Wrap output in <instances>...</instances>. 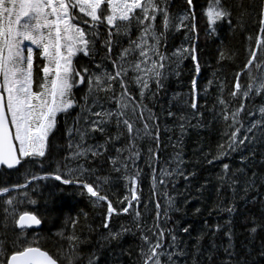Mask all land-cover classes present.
I'll return each instance as SVG.
<instances>
[{"label": "snow or ice", "instance_id": "obj_1", "mask_svg": "<svg viewBox=\"0 0 264 264\" xmlns=\"http://www.w3.org/2000/svg\"><path fill=\"white\" fill-rule=\"evenodd\" d=\"M186 4L189 6L188 12L172 16L168 11V0H0V169L4 172L15 170L20 173L26 165H36L40 162L43 171V160L50 159L49 137L57 128V116L61 113L65 116L70 114V110L77 103L74 89L84 85L87 88L84 97L86 103L81 110L88 114L89 120L85 123L89 126H78L79 117L73 121L68 136L71 141L75 135L80 142L69 144L70 148H75L71 159L73 162L80 159H85L87 162L89 154L92 158L103 157L100 149L107 151L106 145L85 147V137L90 133H103L105 126L114 119L117 128L123 127L132 141L126 148L117 149L116 157L111 160L112 172L120 174L117 179H126L129 184V194L118 201V204L124 205L126 202L127 206L122 207L120 211L127 214L129 209H133L134 215L139 218L140 213L133 204V201L137 206L139 204L141 183V170L136 167V161L140 158L136 141L151 137L156 147L148 149V159L154 163L158 162L160 147L158 118L151 109L146 108L145 92L155 97V92H151L150 84L155 83L157 91L163 87L162 80L165 77L166 66L173 59L179 63L187 56H191L196 62L195 72L198 74L200 71L194 46L182 47L174 52L172 57L161 51L169 30L186 29L193 34L196 33L193 0H186ZM237 7L243 10V4ZM245 14L247 13L241 12L242 16ZM258 15L259 34L256 37H248V59L241 72L235 76L234 90L228 94L230 100L219 101L221 105L219 118L226 123L229 131H226L227 139L219 146L217 155L207 160L209 164L222 161L231 152L246 147L247 144L255 146L258 140L264 143V107L256 110L246 109L244 104V101H251L253 96L264 94V0H261ZM157 16L162 18L163 30L160 32L157 31L156 26ZM207 18L214 31L215 27L219 26L218 21L231 26L233 13L222 0H213L207 10ZM236 22L238 25L241 24L240 19ZM101 26L106 31L107 38L104 40V45L107 54L112 53L114 36L117 37V43L119 37H127L129 46L121 47L117 59L111 60V71L102 64H97L96 69L99 73L97 74L88 67L78 68L74 60L81 54L84 57L95 54V43L100 36ZM134 28L140 31V35L135 40L131 38ZM189 44L191 45V40ZM136 53L138 59L130 60L129 57H134ZM258 53L261 54L259 59ZM221 58H224L223 53ZM130 73L132 75H129ZM245 73L246 79L250 82L242 85L240 76ZM130 83L139 85V100L131 95ZM116 86L119 88V95L116 94ZM192 87L196 88V80L192 81ZM100 93L104 94L107 102L116 103L114 112L92 110L96 107L103 109V105L97 100ZM89 97L93 98L90 107L87 103ZM197 99V96H192L191 109L198 110ZM233 101L238 103L235 110L230 109V103ZM257 112L258 118L251 120L245 128L241 114L256 117ZM169 115L175 114L169 112ZM149 121L152 122L151 125ZM136 122L143 123V127H134ZM181 128L183 129V125ZM242 128L244 134H241ZM153 130H155L154 135ZM124 152L128 153L127 159H121ZM255 156L256 152L252 151L251 156L245 159H254ZM68 159V157L63 158L55 168L54 175L37 176L27 171L20 177L24 183L21 184L18 180L12 187H0V197L5 198L0 203V208L5 214V229L8 218H11L14 226H18L21 230L11 238L7 237L6 232L0 236V264H58L59 257H63L66 264H77L80 260L78 244L82 241L75 233L67 237L69 248L67 251L61 248L56 254L58 258H54L40 247H33L35 241L24 238L25 230L41 225L42 220L29 211L22 212L16 219V206L23 201L19 195L12 196L13 191L18 194L22 192V195L28 198L29 192L26 189L29 186L44 180H54L60 185H76L85 189L90 199L95 198L94 203L103 205L107 201V216L102 220L103 228L109 229L113 215L120 214L108 195H101V192L93 186V183H97L103 190L104 185L112 182L111 175L102 178L96 174L95 169L86 168L83 164L72 167L65 163ZM175 163V174L182 175L183 160L179 153ZM240 172L244 174L243 170ZM222 173L221 180L228 182L235 194L237 181L233 177L236 173L231 172L228 163H223ZM172 176L173 172L163 170L158 179L153 170L151 173L153 189L157 184L166 187L165 180ZM258 180L264 185V176L258 177L253 172L252 176L245 180L244 191H258L256 188ZM163 195L166 196L167 193L164 192ZM173 200L174 198L169 197L166 201L170 210H175ZM29 203L35 204L36 201L29 200ZM154 205L156 220L152 226L155 229L152 235L156 238V242L152 243L147 235L141 237L139 264H162V257L166 264H177V258L184 257L187 253L165 250L162 243L164 230L159 225L161 217L159 200L154 201ZM225 210L231 214L234 205ZM164 218H169L167 212ZM72 227H75V223ZM127 231L130 229L123 228L121 232L110 230L106 239H119ZM137 231L144 229L138 226ZM148 231L151 232L152 229ZM183 231L188 233L189 228L185 227ZM252 231L255 232L256 229L253 228ZM172 241L173 243L167 247L179 248L175 235L172 236ZM225 251L229 254V260L225 264H232L236 258L229 249ZM260 256L264 258V248L260 250ZM208 260H211V256ZM88 264H99V257L95 259L89 257ZM243 264H248V261L244 260ZM252 264H258V261H252Z\"/></svg>", "mask_w": 264, "mask_h": 264}, {"label": "trees", "instance_id": "obj_2", "mask_svg": "<svg viewBox=\"0 0 264 264\" xmlns=\"http://www.w3.org/2000/svg\"><path fill=\"white\" fill-rule=\"evenodd\" d=\"M212 2L213 0H193L196 33L193 34L186 29L169 30L164 47L161 49L168 57H172V54L182 47L194 46L200 65L199 73L195 72V61L192 60L191 56H187L179 63L173 59L166 66L165 77L162 80L163 87L157 91L155 83L150 84L151 92H155V97L149 92H145L144 104L158 118L160 147L158 162L154 163L148 159L147 154L149 148L156 147L151 137L136 141V147L140 151V158L136 161V167L141 170V183L139 185V204L137 206L135 201L133 204L140 213L139 218L134 215L133 209H129L127 214L120 211L122 207L127 206L126 202L124 205L118 204V201L123 200L124 196L129 194V184L126 179H117L120 174L112 172L111 160L116 157L117 149L126 148L132 141L128 138L123 127L117 128L114 119L105 126L103 133H90L85 137V147L92 145V143L97 147L106 145L107 151L103 148L100 149L105 156L102 160L101 157L92 158L91 154H89L87 162L85 159L78 160L80 163L78 161L73 162L71 159L75 148H70L69 144L80 142L75 135L71 141L69 139L68 131L72 129L73 121L79 117L78 126H89L85 123L89 120V116L81 110L86 103L84 97L87 94V88L84 85L74 89L77 103L70 110V114L65 116L61 113L57 116V128L49 137L50 159H44L42 162L44 170H41L40 162L36 164L38 169L32 164H28L21 169L20 173L15 170L7 172L2 170L0 187H11L18 180L19 183H24L20 177L30 170L37 176L55 174V168L65 157L69 158L65 163L72 165V167L77 166L76 163H82L86 168L95 169L96 174L102 178L111 175L112 182L104 185L103 190L97 183H93V186L101 192V195H108L109 200L112 201L114 207L118 208L120 214L118 216L113 215L109 229L103 230L102 239L96 245H93L92 237L98 227L102 226V220L107 215V202H104L103 205L94 203L95 198L90 199L85 189L79 188L78 191H75L70 185L63 186L54 180H44L29 186L26 189L29 192L28 198H25L22 192L18 194L14 191L23 201L22 206L17 205L18 212H35L43 220L41 229L48 232L53 227H60L59 225L62 223L60 228L64 226V229L67 230V237L75 233L82 241L78 247L85 246L90 249L80 264H88L89 257L94 259L99 257V264H139L141 237L147 235L152 243L156 242V238L152 235L155 229L151 227L156 220L154 205L156 200H159L160 203L159 225L164 230L162 243L165 250L169 252L179 250L187 253L186 256L177 258V264H194V262L195 264H225L229 260L226 249H229L236 258L232 264H238V262L243 264L244 260H247L248 264H252V261L264 264V258L260 256V250L264 248V185L258 180L256 184L258 191H244L245 180L251 177L253 172L258 177L264 176V143L258 140L255 146L248 144L246 147L231 152L222 161H214L212 164L207 162L217 155L219 146L224 144L227 139L225 133L229 129L226 128V123L219 118L221 112L219 101L222 99L230 100L228 94L234 90L235 76L241 72L248 59V37H256L259 34L257 21L261 0H222L224 5L232 10L233 22L229 26L227 23L218 21L219 26L215 27L214 31L207 18V10ZM240 4H243V10L237 7ZM168 5V11L172 16L183 15L189 11L186 0H168ZM253 5H255V9H253ZM242 11L247 14L242 16ZM237 19L241 20L240 25L237 24ZM156 26L158 32L163 30L160 16H157ZM104 30L103 26L99 29L100 36L95 43V54L90 57H84L81 54L74 60L78 68L88 67L92 72L99 74L96 65L102 64L111 71V60L117 59L121 47L128 48L127 37H119L117 43V37L114 36L112 38V53L107 54L104 45V40L107 37ZM139 35L140 31L134 28L131 38L135 40ZM189 40H191V45ZM221 53L224 55L223 59ZM257 55L259 59L261 54L258 53ZM134 58L138 59V53L134 57H129L130 60ZM193 80H196L195 89L192 87ZM240 82L242 85L250 82L246 79V73L240 76ZM116 89V94L119 95L118 86ZM138 90H140L139 85L129 84V91L137 100L140 99ZM262 95L257 94L256 97L251 98V101H244L245 108L256 110L259 107H264L262 104L264 103V94ZM192 96L198 97V110L190 108ZM92 99V97L88 99L89 107ZM97 100L100 105H103V109L96 107L92 109L93 111L111 110L114 112L116 110V103L114 101L107 102L103 93H100ZM237 107V102L230 103L231 110H235ZM169 112L175 115L171 116ZM241 117L243 122L246 121L245 128L251 120L258 118V116L245 117L243 113ZM151 123L149 121L150 125ZM181 125H183V129ZM134 127L142 128L143 123L136 122ZM154 134L155 130H153ZM241 134H244L243 128ZM118 136L119 139H117ZM254 150L256 152L255 158L246 160L245 158L250 157ZM177 153L183 160L182 175H177L174 172ZM127 156L128 153L124 152L121 159H127ZM223 163H228L231 172L236 173V176L233 177L237 181L235 194L230 184L221 180ZM129 167L131 168L130 161ZM163 169L173 172V176L165 180L166 187L157 184V187L153 189L151 173L155 170L157 178L160 179V172ZM240 170H243L244 174H241ZM81 192L85 194L81 195ZM164 192L167 193L166 196L163 195ZM169 197L174 198L175 210H170L166 205ZM4 199L0 197V203ZM29 200H35L36 203L31 204ZM233 205L234 211L229 214L225 209ZM165 212L168 214V219L164 218ZM67 216V222L64 223L62 220ZM4 220L5 214L0 208V236L6 232L7 237L11 238L9 229L15 232L18 230L14 226V221L8 220L5 229ZM60 221L61 223H59ZM74 223L75 227L73 228ZM138 226L142 227L144 231H137ZM218 226L219 231H217ZM185 227L189 228L188 233L183 231ZM123 228L130 229V231L124 232L119 239H106L110 230L121 232ZM150 228H153L151 232L148 231ZM253 228L256 229L255 232L252 231ZM30 231L26 230V233ZM229 233L231 234L230 238ZM173 235L177 238L179 248L176 246L167 247L173 243ZM67 237L63 240L66 244L69 243ZM143 246L146 247V245ZM41 247L51 252L48 248ZM197 253L199 254L197 255ZM209 256L211 259L213 257L210 261L208 260ZM162 263L166 264L163 257ZM61 264L63 263L61 262Z\"/></svg>", "mask_w": 264, "mask_h": 264}, {"label": "rangeland", "instance_id": "obj_3", "mask_svg": "<svg viewBox=\"0 0 264 264\" xmlns=\"http://www.w3.org/2000/svg\"><path fill=\"white\" fill-rule=\"evenodd\" d=\"M105 156L103 155V157H101V160L102 158H104ZM100 165V164H99ZM98 165V166H99ZM36 169H38V165H33ZM100 169V168H99ZM31 171V170H30ZM33 172V171H32ZM54 175V174H52ZM64 186V185H63ZM71 187L74 188L75 191H78L79 190V186H76V185H70ZM61 188V187H60ZM58 188V189H60ZM4 197H1V199H3ZM20 206H22V203L19 204ZM16 211H17V206H16ZM18 213V212H17ZM107 216V215H106ZM106 216L104 218H106ZM46 219V218H45ZM67 219H68V216L67 217H64L63 218V222L66 223L67 222ZM8 221H13L11 218H8ZM1 223V222H0ZM61 223V221L59 222ZM10 224V222H9ZM62 223L59 225L61 227ZM60 227H53V229L48 232L46 231L45 229H41L39 231H31L29 233H27L25 235V238L28 240V241H35V245H40V246H44L45 248H48L51 253L57 257V253L60 251L61 248H63L65 251L68 250L69 248V243H65L63 240L65 239V237H67L66 233H67V230L64 229V226L63 228H60ZM67 228V227H66ZM68 229V228H67ZM10 232H11V237L19 234L20 232H15L14 230L12 229H9ZM64 230V232H63ZM103 230H106L105 228H103L102 226H99L98 229L94 232V235L92 237V240L94 241L93 242V245H96V243H98L101 239H102V232ZM26 233V232H25ZM51 234V235H50ZM90 251V249L88 247H85V246H81L79 248V256H80V260L77 262V264H80L81 263V260L86 256V254ZM58 258V257H57ZM63 264H66V262L64 261L63 257H59L58 258ZM163 264V263H162Z\"/></svg>", "mask_w": 264, "mask_h": 264}, {"label": "bare ground", "instance_id": "obj_4", "mask_svg": "<svg viewBox=\"0 0 264 264\" xmlns=\"http://www.w3.org/2000/svg\"><path fill=\"white\" fill-rule=\"evenodd\" d=\"M105 31V30H104ZM120 51V50H119ZM169 85V84H168ZM166 88V87H165ZM138 91H140V90H138ZM137 94V93H136ZM222 95V94H221ZM262 95V94H261ZM203 96V95H202ZM226 96V95H225ZM263 96V95H262ZM220 97V96H219ZM256 97V96H255ZM211 98V97H210ZM151 99V98H150ZM222 99V98H221ZM261 99V98H260ZM263 99V98H262ZM258 100H259V98H258ZM257 100V101H258ZM227 101V100H226ZM262 102H263V100H261ZM199 102V101H198ZM255 102V101H254ZM209 103V102H208ZM259 103V102H258ZM202 104V103H201ZM262 104H264V103H262ZM85 105V104H84ZM234 105V104H233ZM248 106V105H247ZM220 107V106H219ZM255 107V106H254ZM258 107H259V105H258ZM256 108V107H255ZM254 108V109H255ZM220 109V108H219ZM188 110V109H187ZM216 111V110H215ZM259 114V113H258ZM258 114H257V116H258ZM256 116V117H257ZM246 117V116H245ZM248 117V116H247ZM242 118V117H241ZM253 119V118H252ZM218 120V119H217ZM245 120V119H244ZM247 120V119H246ZM250 120V119H249ZM221 122V121H220ZM219 122V123H220ZM246 123V121H244V124ZM247 123H248V121H247ZM246 126H247V124H246ZM225 127H226V125H225ZM227 128V127H226ZM244 130V129H243ZM91 136V135H90ZM247 144V143H246ZM65 145V144H64ZM92 145H94L93 143H92ZM190 145V144H189ZM248 145V144H247ZM61 146V145H60ZM142 147V146H141ZM190 148V147H189ZM193 148V147H192ZM60 150V149H59ZM144 151V150H143ZM147 151V150H146ZM255 151V150H254ZM65 152V151H64ZM68 152H70V151H68ZM72 154V153H71ZM148 154V153H147ZM215 155V154H214ZM245 155V154H244ZM264 155V154H263ZM124 157V156H123ZM126 157V156H125ZM143 158V157H142ZM213 158V157H212ZM124 159V158H123ZM209 159V158H208ZM140 161V160H139ZM79 162V161H78ZM69 163V162H68ZM80 163V162H79ZM76 164H78V163H76ZM82 164V163H81ZM237 164V163H236ZM72 166V165H71ZM143 166V165H142ZM259 166V165H258ZM76 167V166H75ZM261 167V166H260ZM142 168V167H141ZM241 168V167H240ZM251 168V167H250ZM164 170V169H163ZM170 171V170H169ZM246 171V170H245ZM144 177V176H143ZM119 180V179H118ZM176 181V180H175ZM120 185V184H119ZM116 187H117V185H116ZM124 188V187H123ZM122 188V189H123ZM124 189H126V188H124ZM151 190V189H150ZM175 190V189H174ZM121 191V190H120ZM170 193V192H169ZM188 193V192H187ZM34 194V193H33ZM162 194V193H161ZM158 197V196H157ZM187 200V199H186ZM166 201V200H165ZM148 203V202H147ZM167 205V204H166ZM182 205V204H181ZM214 209V208H213ZM152 212V211H151ZM182 212V211H181ZM184 212V211H183ZM179 213V212H178ZM152 215H153V213H152ZM173 215V214H172ZM152 217V216H151ZM176 217V216H175ZM155 218V217H154ZM151 219V218H150ZM153 220V219H152ZM152 220H150V221H152ZM163 220V219H162ZM178 220V219H177ZM231 220V219H230ZM154 221V220H153ZM165 221V220H164ZM166 222V221H165ZM151 223V222H150ZM154 223V222H153ZM152 223V224H153ZM174 223V222H173ZM188 226V225H187ZM151 227H152V225H151ZM190 227V226H189ZM166 228V227H165ZM153 229V228H152ZM117 231V230H116ZM225 231V230H224ZM220 233V232H219ZM150 234V233H149ZM169 235V234H168ZM227 237V236H226ZM155 238V237H154ZM168 251V250H167ZM208 253V252H207ZM206 255V254H205ZM106 256V255H105ZM212 259H213V257H212ZM211 259V260H212ZM164 264V263H163ZM205 264V263H204Z\"/></svg>", "mask_w": 264, "mask_h": 264}, {"label": "water", "instance_id": "obj_5", "mask_svg": "<svg viewBox=\"0 0 264 264\" xmlns=\"http://www.w3.org/2000/svg\"><path fill=\"white\" fill-rule=\"evenodd\" d=\"M1 170V169H0ZM41 226H42V224L41 225H39V226H33L32 228H35V229H39V228H41ZM33 247H37V246H33ZM43 250V249H42ZM43 251H45V250H43ZM50 254V253H49ZM58 264H59V262H58Z\"/></svg>", "mask_w": 264, "mask_h": 264}]
</instances>
